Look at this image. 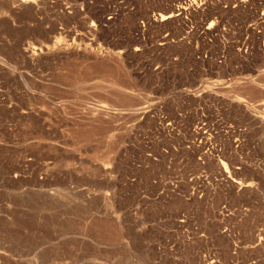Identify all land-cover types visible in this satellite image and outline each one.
<instances>
[{
	"label": "rangeland",
	"instance_id": "374dc122",
	"mask_svg": "<svg viewBox=\"0 0 264 264\" xmlns=\"http://www.w3.org/2000/svg\"><path fill=\"white\" fill-rule=\"evenodd\" d=\"M22 4L0 0V264H264V0Z\"/></svg>",
	"mask_w": 264,
	"mask_h": 264
},
{
	"label": "bare ground",
	"instance_id": "6f19581e",
	"mask_svg": "<svg viewBox=\"0 0 264 264\" xmlns=\"http://www.w3.org/2000/svg\"><path fill=\"white\" fill-rule=\"evenodd\" d=\"M12 2L14 1V0H11ZM16 2H19L20 4H22V3H24V2H26L27 0H15ZM223 1V0H222ZM26 5V4H25ZM25 5H23L22 4V6H24L25 7ZM190 7H192V6H190ZM182 8V7H181ZM184 9V8H183ZM179 10V9H178ZM181 11V10H180ZM174 11H171V13L170 14H168V15H161V19H160V21L161 20H166V19H168V18H171V17H174ZM48 47V46H47ZM34 50H35V48H34ZM40 50H42V49H40ZM31 52V51H30ZM34 52V51H33ZM42 52V51H41ZM36 53V52H35ZM34 54V53H33ZM34 56H36V54H34Z\"/></svg>",
	"mask_w": 264,
	"mask_h": 264
},
{
	"label": "built area",
	"instance_id": "2783aa9c",
	"mask_svg": "<svg viewBox=\"0 0 264 264\" xmlns=\"http://www.w3.org/2000/svg\"><path fill=\"white\" fill-rule=\"evenodd\" d=\"M195 5H196V2H195V4L194 3L192 4V7H194Z\"/></svg>",
	"mask_w": 264,
	"mask_h": 264
}]
</instances>
